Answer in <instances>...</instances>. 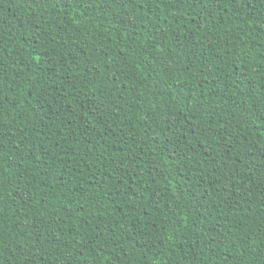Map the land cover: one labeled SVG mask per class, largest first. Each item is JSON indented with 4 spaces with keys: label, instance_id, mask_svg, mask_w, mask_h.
<instances>
[{
    "label": "trees",
    "instance_id": "1",
    "mask_svg": "<svg viewBox=\"0 0 264 264\" xmlns=\"http://www.w3.org/2000/svg\"><path fill=\"white\" fill-rule=\"evenodd\" d=\"M0 264H264V0H0Z\"/></svg>",
    "mask_w": 264,
    "mask_h": 264
}]
</instances>
